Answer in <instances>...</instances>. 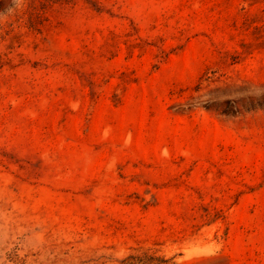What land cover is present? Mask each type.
I'll use <instances>...</instances> for the list:
<instances>
[{
    "label": "rangeland",
    "instance_id": "rangeland-1",
    "mask_svg": "<svg viewBox=\"0 0 264 264\" xmlns=\"http://www.w3.org/2000/svg\"><path fill=\"white\" fill-rule=\"evenodd\" d=\"M0 264H264V0H0Z\"/></svg>",
    "mask_w": 264,
    "mask_h": 264
}]
</instances>
